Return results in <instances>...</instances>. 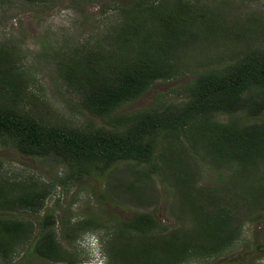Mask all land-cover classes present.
Listing matches in <instances>:
<instances>
[{"label":"rangeland","instance_id":"obj_1","mask_svg":"<svg viewBox=\"0 0 264 264\" xmlns=\"http://www.w3.org/2000/svg\"><path fill=\"white\" fill-rule=\"evenodd\" d=\"M160 1L167 11L174 7V0H0V45L11 50L29 77L34 102L28 108L36 119L79 129L102 125L79 108L73 92L58 79V66L68 54L77 58L82 51L77 54L75 49L83 46L96 58L101 55L116 62V51L127 50L130 42L135 45L124 28L129 25V14L139 16L143 8ZM177 1L188 5L192 26L188 27L191 35L163 55V61L172 65V75L154 81L137 99L120 106L118 113L181 105L184 86L197 72L223 66L235 55L264 51V0ZM123 38L125 48L120 44ZM144 53L158 58L153 49ZM213 121H233L241 127L250 122L243 114L215 116ZM178 135L159 142L148 164H89L83 167L84 174L52 158L0 149L3 196L10 202L25 194L43 199L37 212L0 205V215L25 219L36 229L49 213L56 220L54 237L73 264L92 261L95 249L99 264L158 263L163 253L152 246L148 252L146 245L148 241L162 243L157 241L161 239H176L177 244L186 240L196 249L187 251L177 264H264V184L260 178L264 160H255L256 166L215 165L194 147L198 153L189 152ZM210 195L216 200H209ZM198 206L212 220L196 213ZM139 215L151 221L144 231L125 226ZM64 222L68 237L63 239ZM220 238L230 242L217 252L206 250L210 241ZM27 249L16 248L9 259L0 258V264H56L33 254L20 262ZM114 252L126 255L118 258Z\"/></svg>","mask_w":264,"mask_h":264},{"label":"trees","instance_id":"obj_2","mask_svg":"<svg viewBox=\"0 0 264 264\" xmlns=\"http://www.w3.org/2000/svg\"><path fill=\"white\" fill-rule=\"evenodd\" d=\"M173 3L174 7L169 11L160 1L143 8L139 16L129 14L126 22L129 25L124 28L129 30V37L135 39V45L130 42L126 52L116 51V62H108L101 55L96 58L95 53L83 46V49H75L77 54L82 51L77 58L68 54L58 66V79L67 87L66 90L73 92L80 109L102 122L99 126L79 129L39 122L28 108L34 102L29 91V77L17 65L11 50L0 45V149L11 148L25 156L52 158L84 174L82 169L89 164L102 167L123 161L148 164L159 142L178 133V137L188 144L189 152L198 153L194 147L215 165L234 163L248 166L255 160L262 162L264 51L235 55L223 66L197 72L192 82L184 86L181 105L169 103L154 109L117 112L120 106L147 91L154 81L166 80L172 75V65L163 61V55L168 48L190 36L188 27L192 26L188 5L177 0ZM142 13L146 18L141 16ZM125 43V38L120 40L124 48ZM147 49H153L158 58L146 56L144 52ZM232 114H243L250 122L241 127L233 121L225 124L213 121L215 116ZM253 166L256 165L253 163ZM261 171L263 185L264 166ZM200 193L203 197L204 192ZM196 197L199 199L200 195ZM42 200L39 195L25 194L10 202L0 187V205L8 209L18 207L19 211L37 212ZM209 200H216L215 196ZM189 202L194 209V200ZM197 212L204 213V217L211 220L213 218L199 206ZM55 222L46 213L33 229L25 219L0 215V258L9 259L14 250L22 246L28 249L20 262L33 254L52 263L73 264V259L54 237ZM150 223L148 216L139 215L125 226L142 232ZM61 227L64 228L62 238H67L68 225L64 222ZM175 240H157L162 243L156 245L148 241V252L152 246L163 253L162 261L154 264H177L187 251L192 253L196 250L186 240H178V244ZM229 242L224 238L210 241L206 250L217 252ZM201 250L207 252L203 247ZM119 254L114 255L118 258L126 255Z\"/></svg>","mask_w":264,"mask_h":264},{"label":"clouds","instance_id":"obj_3","mask_svg":"<svg viewBox=\"0 0 264 264\" xmlns=\"http://www.w3.org/2000/svg\"><path fill=\"white\" fill-rule=\"evenodd\" d=\"M91 258L93 259L92 261H88V262H84V263H82V264H99L98 263V257H97V251H96V249H95V252L94 253H91Z\"/></svg>","mask_w":264,"mask_h":264}]
</instances>
